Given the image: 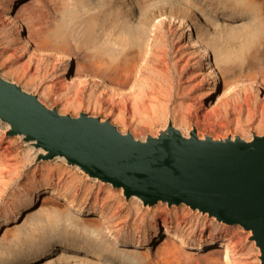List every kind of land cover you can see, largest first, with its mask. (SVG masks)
<instances>
[{"label": "rangeland", "instance_id": "obj_1", "mask_svg": "<svg viewBox=\"0 0 264 264\" xmlns=\"http://www.w3.org/2000/svg\"><path fill=\"white\" fill-rule=\"evenodd\" d=\"M24 4L25 9L18 11ZM33 4L47 11L43 27L49 34L63 26V34L57 38L68 42V75L61 72L53 55L38 63L4 17L6 8L13 5L14 16L29 38L34 21L29 15L20 17L19 12ZM179 18L207 51L218 83L211 94L203 62L192 48L195 46L175 23ZM87 28L88 35H84ZM260 28L264 31V0H67V4L61 0L56 4L49 0H0V73L60 113L109 119L120 131L139 140L156 136L169 119L165 125L140 124L131 104L122 96H109V82L95 78L85 68L123 58L124 67L129 60L135 64L132 72L123 73L126 77L143 76L170 91L174 125V108L180 103L188 108L186 129L176 125L184 135L195 127L199 137L240 135L251 139L253 132L263 135L264 129L259 133L250 123L246 134H239L234 120L243 113L228 108L225 115L222 94H217L220 85L234 87L243 81L249 90L236 89L240 100L243 93L249 94L252 106L256 97L264 99V87L258 82L264 79V70L244 63L245 55L264 54ZM253 77L258 81L252 82ZM70 87L79 92L81 106L77 110L66 109L63 96ZM234 96L229 97L233 103ZM256 118L255 122L264 125V114L258 113ZM7 129L0 122V264H183L189 256L212 253V248L222 250L223 245L231 247V258L237 259V264H260L250 233L241 226L220 224L185 205L158 203L145 208L134 198L127 201L120 189L89 179L61 159L38 161L41 151L19 137L6 136ZM10 179L14 180L3 185ZM39 191L43 193L34 198ZM58 207L81 221L78 225L53 221ZM84 223L93 227L86 228ZM163 224L172 226L171 231L155 238V230ZM175 234L186 242L182 244ZM197 235L215 241L196 244L193 238ZM133 251L140 252L141 259L130 255ZM221 254L218 251L211 261H217Z\"/></svg>", "mask_w": 264, "mask_h": 264}, {"label": "water", "instance_id": "obj_2", "mask_svg": "<svg viewBox=\"0 0 264 264\" xmlns=\"http://www.w3.org/2000/svg\"><path fill=\"white\" fill-rule=\"evenodd\" d=\"M50 42L69 51L66 39ZM221 91L220 85L217 95ZM0 122L8 127L6 136L41 151L38 161L61 159L89 179L120 189L127 201L134 198L145 208L185 205L220 224L241 226L264 264V134L214 139L199 137L193 127L186 136L170 120L156 136L139 140L109 119L49 108L1 73ZM211 257L216 256L202 251L183 264H215ZM222 260L220 255L215 261Z\"/></svg>", "mask_w": 264, "mask_h": 264}, {"label": "bare ground", "instance_id": "obj_3", "mask_svg": "<svg viewBox=\"0 0 264 264\" xmlns=\"http://www.w3.org/2000/svg\"><path fill=\"white\" fill-rule=\"evenodd\" d=\"M57 0H49L52 4H56ZM64 4H67V0H61ZM33 2V1H32ZM30 2V3H32ZM26 5L24 4L19 8L18 11L25 9ZM14 6L9 5L6 8L4 13V17L8 24L11 26L13 31L17 33V39L23 40L25 46L30 48V55H33L37 58V62L40 63L42 59L45 58L46 55H53L56 61H59L61 66V72L64 75H68L71 71V67L68 64V56L65 53H62L63 50L60 47H53L50 40L51 38H57L58 36H62L63 34V26L57 27V30L53 32V34H49V30L43 27V24L48 20L47 11L39 7L37 5H30L29 8L25 11L19 12L21 14L20 17L23 15H29L30 18L34 21V24L30 26V37L28 38L25 33H23L21 27L19 26L15 16H14ZM29 19V18H28ZM176 24L183 29L185 39L191 43L192 47L198 55V60L203 62L205 68V75L208 78L209 82V93L211 94L214 92V89L218 87L217 81H215L214 76L212 74V70L210 67L209 58L207 55V51L205 47L200 42L199 37L192 32L191 28L186 24L181 18L175 20ZM88 28L85 29L84 35H88L89 30ZM261 32H264L262 28H260ZM64 37H59L58 39H63ZM255 40L254 38L251 39L250 44H252ZM61 51V52H60ZM126 56V55H124ZM244 56V55H243ZM123 57V55H122ZM123 59V58H122ZM122 59L114 60L112 63H105L100 62L98 64L93 63L91 66H85L88 72L94 74L95 78H100L102 80H107L109 82L108 85V95L113 96H122L125 100L131 104L133 115L136 117L137 121L140 124L154 126V125H165L166 121L169 119L171 120L170 114V98L171 94L170 91L165 89L164 87H156V84L153 82L154 80L150 81L148 79H144L143 76H140L136 79V77H126L124 72L133 71L134 65L132 62L127 61V67L123 66ZM244 59L246 60L244 63L253 65L255 69H263L264 70V54H257V55H245ZM31 61V60H30ZM43 62V61H42ZM20 69V67L13 69V71ZM128 75V73H127ZM85 77V76H83ZM252 82L258 81L255 77L251 78ZM251 82V81H250ZM261 83L260 86L264 87V79L262 81H258ZM245 82L242 81L237 86H229L226 84L222 87V106L225 110V115L228 114V108H231L235 113L241 114L243 113L241 118H235V129L239 131L241 135L246 134V125L253 123V127L257 132H262L264 129V125L262 121H257V115L260 113L261 115L264 114V99H258L256 97V104L252 106L250 104L251 97L248 98L249 94L243 93L242 100L239 99L237 96V90H249V88L244 84ZM253 84V83H252ZM248 85V84H247ZM254 85V84H253ZM253 85L250 88L253 90ZM68 91L64 94L63 99L66 101V109L77 110L80 108L81 103L77 99L79 92L74 88L70 87L67 89ZM72 90V91H70ZM247 92V91H246ZM235 98L236 102L230 100V96ZM219 96V95H218ZM228 96V97H227ZM224 97H227L224 99ZM221 99V98H220ZM222 108V109H223ZM188 108L183 104H178L173 111V115L175 116V126H179L182 131H184L187 127L186 117H187ZM245 113V115H244ZM168 121V122H169ZM233 121V122H234ZM249 126V125H248ZM167 127V126H166ZM165 127V128H166ZM164 128V129H165ZM181 131V132H182ZM30 144V142H28ZM40 151V150H39ZM14 179H10L7 182H3V185H8ZM2 183V182H1ZM47 192V191H46ZM45 192V193H46ZM43 192L39 191L34 194V198H37ZM33 199V198H32ZM18 201L21 202V199L18 198ZM79 212L83 210L78 208ZM90 211V210H86ZM35 219H39L36 217ZM55 219L65 220L68 221L72 225H78L81 221L78 216L74 213L69 211H65L64 209L58 207L55 209ZM86 224V223H84ZM87 226V227H86ZM86 228L93 227L91 223H87L85 225ZM157 228V227H156ZM165 229V230H164ZM172 229V226L169 224H163V227L159 230L158 228L154 232L155 238L164 237L165 234H168ZM164 230V231H163ZM176 235V234H175ZM178 239L183 244L185 243V238L182 236H178ZM215 241L212 237L204 238L201 235L194 236L193 242L196 244L204 243L206 245H210ZM218 249V248H217ZM218 251L222 252L223 260L222 262H214L215 264H237V259H232L230 253L232 252L231 247L229 245H223L222 250H214L212 252V256L215 255ZM130 255H135L136 258L141 259L142 254L138 251L130 252ZM213 260V257H211ZM144 264V263H143ZM146 264V263H145ZM194 264H200V262H195Z\"/></svg>", "mask_w": 264, "mask_h": 264}, {"label": "crops", "instance_id": "obj_4", "mask_svg": "<svg viewBox=\"0 0 264 264\" xmlns=\"http://www.w3.org/2000/svg\"><path fill=\"white\" fill-rule=\"evenodd\" d=\"M12 66H14V65H12ZM15 67V66H14ZM12 81V80H11ZM15 82V81H14Z\"/></svg>", "mask_w": 264, "mask_h": 264}]
</instances>
